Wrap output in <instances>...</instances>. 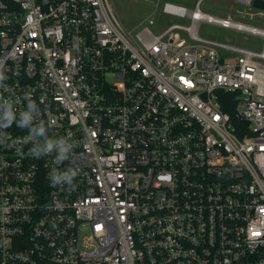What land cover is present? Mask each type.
I'll use <instances>...</instances> for the list:
<instances>
[{"label": "built area", "instance_id": "1", "mask_svg": "<svg viewBox=\"0 0 264 264\" xmlns=\"http://www.w3.org/2000/svg\"><path fill=\"white\" fill-rule=\"evenodd\" d=\"M202 1H158L127 28L110 0H0V98L34 101V126L72 145L58 164L19 115L0 119V264H264V28ZM224 1L246 17L257 0ZM158 9L189 24L155 33Z\"/></svg>", "mask_w": 264, "mask_h": 264}, {"label": "rangeland", "instance_id": "2", "mask_svg": "<svg viewBox=\"0 0 264 264\" xmlns=\"http://www.w3.org/2000/svg\"><path fill=\"white\" fill-rule=\"evenodd\" d=\"M158 1H160V5L164 1H173L185 4L191 8H193L197 2V0H110L118 20L127 28L140 27L139 24L154 12ZM243 9L244 8L241 7V11H243ZM201 10L216 16H226L227 13L230 12L236 21L264 28V10L255 8L245 9L249 14L253 15L250 16L248 14L246 17H242L229 2L224 0H203L201 3ZM155 12L158 23L156 27H152L155 33L173 23L189 24V21L183 18L161 13L160 9ZM200 34L207 38L225 41L255 51H260L263 45V39L261 37L233 29H224L208 22L200 23Z\"/></svg>", "mask_w": 264, "mask_h": 264}, {"label": "clouds", "instance_id": "3", "mask_svg": "<svg viewBox=\"0 0 264 264\" xmlns=\"http://www.w3.org/2000/svg\"><path fill=\"white\" fill-rule=\"evenodd\" d=\"M5 79V74L0 70V83ZM0 107H3V113L0 115V119L3 120L4 126H11L19 115V126L21 128L28 127L31 131L39 136L46 137V128L42 125H35V112L37 105L34 101H29L28 109L17 113L11 104H4L3 99L0 98ZM72 147L70 143L62 136L60 139H52L46 137L43 141L40 153H51L54 149L57 151L55 160L58 164H62L65 160L69 159V149ZM32 155H38L37 152L31 150ZM77 176V171L73 167H69L67 170H60L57 168L55 171L49 173V179L53 185H62L67 181L68 185L73 184V178Z\"/></svg>", "mask_w": 264, "mask_h": 264}, {"label": "trees", "instance_id": "4", "mask_svg": "<svg viewBox=\"0 0 264 264\" xmlns=\"http://www.w3.org/2000/svg\"><path fill=\"white\" fill-rule=\"evenodd\" d=\"M254 8L255 9H258V10H264V1H255L254 4H253ZM230 96L228 97L227 101H224L221 99V102L223 104V110L229 112L234 120H235V123H240L236 118H235V99L231 96V94H229ZM241 124V123H240Z\"/></svg>", "mask_w": 264, "mask_h": 264}, {"label": "water", "instance_id": "5", "mask_svg": "<svg viewBox=\"0 0 264 264\" xmlns=\"http://www.w3.org/2000/svg\"><path fill=\"white\" fill-rule=\"evenodd\" d=\"M247 122V121H246ZM248 123V122H247Z\"/></svg>", "mask_w": 264, "mask_h": 264}]
</instances>
